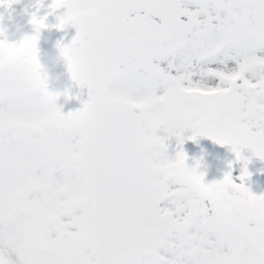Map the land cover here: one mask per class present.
I'll return each mask as SVG.
<instances>
[{
	"label": "snow or ice",
	"instance_id": "snow-or-ice-1",
	"mask_svg": "<svg viewBox=\"0 0 264 264\" xmlns=\"http://www.w3.org/2000/svg\"><path fill=\"white\" fill-rule=\"evenodd\" d=\"M51 6L76 29L57 46L88 99L63 113L36 59L0 52V264H264V194L247 167L209 200L179 148L207 137L264 160V0Z\"/></svg>",
	"mask_w": 264,
	"mask_h": 264
},
{
	"label": "clouds",
	"instance_id": "clouds-1",
	"mask_svg": "<svg viewBox=\"0 0 264 264\" xmlns=\"http://www.w3.org/2000/svg\"><path fill=\"white\" fill-rule=\"evenodd\" d=\"M20 3L21 0H11L10 4L8 0H0V40L3 41V43L0 44V52L3 53L5 58L15 60H20L21 58L36 59L39 64V87L50 95L54 105H58V98L63 96L65 100H67L68 96L65 95L67 89H61L59 86L58 76L53 69L55 65L60 62H63L67 69L65 55L62 54L61 48L57 46V41L54 45L55 52L50 55L45 53L44 59H41V51L37 47V42L43 30H50L52 28L60 30V28L56 26L59 23L57 19L54 24H49L47 22L48 16L57 9L52 8L51 0H47V3L46 0H28V4L22 8L19 13H16L15 6ZM38 4L40 5L38 9L39 13L41 8L46 7L47 10L44 11V13H47L46 16L40 15L38 18L31 15V12L37 8ZM25 9H28V12H25ZM32 20H37V23H30ZM25 26H30V30L24 31L23 29ZM33 37L36 38L35 43L33 42ZM79 71V68L75 65L72 67V74H69L67 69L71 80L72 75H78ZM62 123L66 127H70L74 124V121L64 120ZM196 159L200 162L198 169L193 166L194 164L190 165L186 162L180 166V171L185 173L189 178L196 177L201 172L206 175L210 170L211 165L204 161L203 156ZM218 171L223 178L225 172L220 169H218ZM220 179L214 178L205 182V190L209 200H217L220 198L219 194L223 190V186L219 183H214V181Z\"/></svg>",
	"mask_w": 264,
	"mask_h": 264
},
{
	"label": "rangeland",
	"instance_id": "rangeland-1",
	"mask_svg": "<svg viewBox=\"0 0 264 264\" xmlns=\"http://www.w3.org/2000/svg\"><path fill=\"white\" fill-rule=\"evenodd\" d=\"M27 4L28 0H21V3L15 6L16 13H19L21 9L24 8ZM46 10V7L41 8L40 14H43ZM64 11H66V9L64 8L55 10L51 15L48 16L47 22L56 19V17L62 15ZM28 28H30V26H25L23 30ZM44 58V55H41V59ZM53 71L58 76V84L61 89H67L68 92L67 100H65V97L63 96H61L57 100L58 106H61V111L66 114L70 110H75L82 107V101L86 100L87 95L86 86L81 87L77 85L75 81L71 80L70 75L67 72L66 65L63 62L57 63ZM158 134H166L163 132V126H161V129H158ZM182 135H184L185 137L191 135V129H185ZM166 143L168 144L167 152L169 156H174L175 152L179 150V148H182L186 152V154H192V156L187 155L188 159L186 163L190 165L195 163L196 158L203 156L204 161L211 165L208 174L210 176H213L214 178H222L218 169L227 172L232 171L233 164L235 166V161L232 160H230V163L218 166L217 162L215 163L213 159H210V157L205 154V152L209 150L210 146L215 143L207 137H197L196 141L185 139L183 144L180 145L179 148L177 145V140L174 136L170 137ZM240 152L243 157L248 158V162L245 165L244 160L241 159L240 165L236 168V170H233L234 172L232 173V178H236L240 183L241 181L239 177L243 168L246 166L247 170L252 173L250 176L244 178L243 181L245 186L249 187L250 190L256 194H264V160L260 159L258 156H255L251 152V150L246 147H242L240 149ZM233 154L235 153L233 152ZM229 164H231L230 168ZM63 219L67 218L65 217ZM9 256L14 261L18 259L14 252H9Z\"/></svg>",
	"mask_w": 264,
	"mask_h": 264
},
{
	"label": "water",
	"instance_id": "water-1",
	"mask_svg": "<svg viewBox=\"0 0 264 264\" xmlns=\"http://www.w3.org/2000/svg\"><path fill=\"white\" fill-rule=\"evenodd\" d=\"M75 33L76 29L71 23L65 25V27L60 30H57L55 28H52L50 30H43L41 33V37L37 42V47L42 53L52 54L55 52L54 45L56 41H61L62 43L67 44L71 41Z\"/></svg>",
	"mask_w": 264,
	"mask_h": 264
}]
</instances>
